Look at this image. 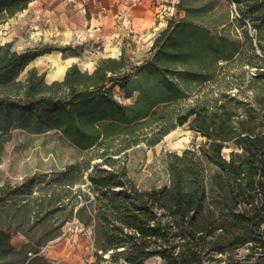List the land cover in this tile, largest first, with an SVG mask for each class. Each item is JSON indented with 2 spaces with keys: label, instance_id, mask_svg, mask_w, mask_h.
Segmentation results:
<instances>
[{
  "label": "trees",
  "instance_id": "trees-1",
  "mask_svg": "<svg viewBox=\"0 0 264 264\" xmlns=\"http://www.w3.org/2000/svg\"><path fill=\"white\" fill-rule=\"evenodd\" d=\"M33 1L0 0V26ZM232 1L240 39L171 21L140 64L124 51L92 71L73 64L51 83L35 69L19 77L36 58L79 55L78 47L18 52L0 42V165L16 130L57 132L82 152L37 190L36 176L0 180V264H51L43 250L74 218L97 226L95 264H206L217 256L241 264L242 248L246 263L264 264V0ZM116 87L136 101H118ZM185 125L204 142L165 152L164 183L141 188L131 152L154 148ZM32 221L59 223L20 229ZM19 233L28 242L17 250Z\"/></svg>",
  "mask_w": 264,
  "mask_h": 264
},
{
  "label": "rangeland",
  "instance_id": "rangeland-1",
  "mask_svg": "<svg viewBox=\"0 0 264 264\" xmlns=\"http://www.w3.org/2000/svg\"><path fill=\"white\" fill-rule=\"evenodd\" d=\"M176 7L177 10H180L181 16L177 12V18H174L175 20L173 21L175 24L186 23L188 25H196L215 37L225 36L232 39H240L242 36L243 28L237 22L236 5L232 0H180L179 6L176 5ZM9 22L0 26V42L4 43V40L12 39L13 48L18 52L46 44L58 47L67 45L78 47L77 51L79 55H73L71 52L63 53L58 50L62 53L63 59H67L74 56L82 58L81 56L90 55L93 50L95 52L102 49L100 47L99 49L92 50L88 42H77L75 39V42L71 41L67 43V38L64 35L50 38L43 36V34L33 35L31 31L21 40L15 41V22ZM250 31L251 34L254 33V30L251 29ZM135 48L132 47V51L127 53L134 63L140 64L142 60L151 57L148 54L151 47L146 46L143 49L141 47L139 51H136ZM59 63L63 62L60 61ZM59 63L46 68V72H44L46 78L49 79V75L55 68L59 67ZM219 64L223 65L224 63L220 62ZM32 65H35V62L25 69L19 77L20 80L26 78ZM189 67L197 69L199 65L196 63L194 67L193 65L192 67L189 65ZM114 95L118 101L124 104H131L137 99V95L133 98H125L120 87L115 88ZM203 142L204 138L190 130L188 126L178 127L154 148H137L132 151L130 157L131 174L141 188H149L153 185L161 186L166 180V175L163 171L162 155L168 151L180 152L193 144H201ZM229 151V148H225L226 153ZM81 156L82 152L57 132L32 134L27 131L16 130L13 132L12 140L7 144L3 155V163L0 165V180L2 182L9 181L12 185H15L24 182L25 179L36 176L39 181L35 186V190H37L63 173L67 167L75 164ZM19 218L20 220L23 219L21 216ZM75 220L77 219L74 218L65 224L62 227V235L50 241L44 248L43 254L50 259L51 264L96 263L95 232L97 226H89L94 231V236L90 239L83 232L75 233L69 231L71 224ZM34 223L35 221L24 224L20 229L30 231V229L34 228L33 231L36 232L45 228H56L59 222L55 224L53 222L42 223L40 225ZM13 227L15 229L19 228L16 223ZM17 236L24 237L23 240L26 243L28 242V238L22 233L17 234L15 237ZM248 252L247 248H242L237 252V258L241 261V264L254 263V260L246 263L245 257ZM217 258L218 260L207 262L206 264H227L220 256H217ZM101 264L113 263L103 262ZM148 264H162V260L153 258L148 261Z\"/></svg>",
  "mask_w": 264,
  "mask_h": 264
},
{
  "label": "crops",
  "instance_id": "crops-1",
  "mask_svg": "<svg viewBox=\"0 0 264 264\" xmlns=\"http://www.w3.org/2000/svg\"><path fill=\"white\" fill-rule=\"evenodd\" d=\"M179 4L180 0H142L138 5L129 6L128 15L135 34L117 26V14L124 5L122 0H101L100 3L96 0H35L28 9L9 21L15 22V41L21 40L31 31L33 35L43 34L50 38L64 35L67 43L85 41L92 50L102 48L100 51L93 50L90 55L81 56L82 58L74 56L63 59L59 51L36 58L29 66L35 62L30 70L35 69L39 73L46 72V68L60 61L66 66L63 74L49 75V79L46 78L51 83L62 80L73 64H77L82 70L92 71L101 58H119L124 51L126 54L131 52L132 47H136V51L141 50V47H152L159 33L177 18V12L181 16L176 7ZM104 7L108 8L107 12H102ZM7 42L13 40H4V43ZM40 59L45 61L40 65L36 64ZM23 239L24 237L14 236L12 245L20 250L26 243Z\"/></svg>",
  "mask_w": 264,
  "mask_h": 264
},
{
  "label": "built area",
  "instance_id": "built-area-1",
  "mask_svg": "<svg viewBox=\"0 0 264 264\" xmlns=\"http://www.w3.org/2000/svg\"><path fill=\"white\" fill-rule=\"evenodd\" d=\"M97 3H100L101 0H96ZM124 3L123 7L120 9V11L117 14L116 22L117 26L120 28H125L129 31L131 34H135V29L132 26L131 19L128 15V7L138 5L142 2V0H122ZM174 10V9H173ZM108 8L104 7L102 8V12H107ZM69 231L71 232H83L87 238L92 239L94 236V231L91 227H86L83 224H80L78 220H75L71 227L69 228Z\"/></svg>",
  "mask_w": 264,
  "mask_h": 264
},
{
  "label": "bare ground",
  "instance_id": "bare-ground-1",
  "mask_svg": "<svg viewBox=\"0 0 264 264\" xmlns=\"http://www.w3.org/2000/svg\"><path fill=\"white\" fill-rule=\"evenodd\" d=\"M45 59V58H44ZM45 60L40 59L36 61V64L40 65L44 62ZM66 66H63L61 63H59V67L56 70H53L52 73L50 74L51 76L54 75H61L64 73Z\"/></svg>",
  "mask_w": 264,
  "mask_h": 264
}]
</instances>
